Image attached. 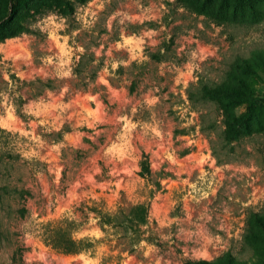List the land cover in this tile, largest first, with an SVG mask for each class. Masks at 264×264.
<instances>
[{
    "label": "rangeland",
    "instance_id": "374dc122",
    "mask_svg": "<svg viewBox=\"0 0 264 264\" xmlns=\"http://www.w3.org/2000/svg\"><path fill=\"white\" fill-rule=\"evenodd\" d=\"M224 2L0 0V264H264V0Z\"/></svg>",
    "mask_w": 264,
    "mask_h": 264
},
{
    "label": "trees",
    "instance_id": "16d2710c",
    "mask_svg": "<svg viewBox=\"0 0 264 264\" xmlns=\"http://www.w3.org/2000/svg\"><path fill=\"white\" fill-rule=\"evenodd\" d=\"M224 1L225 0H223L224 5L228 6ZM154 58L160 59V57L157 55ZM233 78L236 82V85H233L230 82H225L218 83L217 86H221L223 84L228 85L231 90L230 96L237 95L235 96V101H247L249 103L254 95L249 81L242 76H234ZM192 85L193 83L190 84V86ZM188 93L191 96L193 95L195 99L204 101V99L208 96L209 91L206 89V87H201V89L195 94L192 91L190 92V90H188ZM221 101L222 99L219 101L220 106L225 112H227L226 107L224 106L228 105L227 102L223 103V101ZM260 110L261 108L258 106L257 113H259ZM253 116L257 117L258 115L254 114ZM233 124L235 126L240 125L246 130L248 129L246 118H243L241 121L238 119L237 121H234ZM101 216V224L111 225L112 227L121 231L120 236H122L126 241V244L123 248L125 251H133L140 239L144 238L149 240L151 238L150 235L143 237L144 230H141V226L147 223V203L145 202H137L126 207L121 206L115 212L107 214L103 216V218ZM44 238L48 244H51L52 246L62 249L66 252H78L81 250H86L93 245L92 241L73 238L70 236V233H67L61 226L55 227L52 230H46ZM237 261L238 260H236V258H234L231 253L225 252L223 255L215 258L214 260L202 262L205 264H237Z\"/></svg>",
    "mask_w": 264,
    "mask_h": 264
},
{
    "label": "crops",
    "instance_id": "0c3cea01",
    "mask_svg": "<svg viewBox=\"0 0 264 264\" xmlns=\"http://www.w3.org/2000/svg\"><path fill=\"white\" fill-rule=\"evenodd\" d=\"M244 201H245V200H243V199L241 198L240 202L243 203ZM201 213L203 214L204 212H200V211H196V212H195L194 210H192L188 215L191 214V216H193V215H194V216H197V214L200 215ZM231 214H232V213H231L230 211H228V210L225 209V215H227L228 218H230ZM231 226H232V225H231ZM228 227H230V223H229Z\"/></svg>",
    "mask_w": 264,
    "mask_h": 264
}]
</instances>
